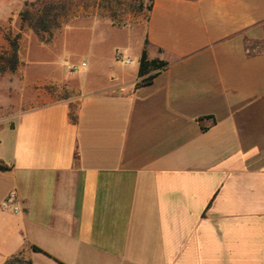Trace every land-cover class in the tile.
I'll return each instance as SVG.
<instances>
[{"label": "crops", "instance_id": "obj_1", "mask_svg": "<svg viewBox=\"0 0 264 264\" xmlns=\"http://www.w3.org/2000/svg\"><path fill=\"white\" fill-rule=\"evenodd\" d=\"M136 41L38 107L0 72V264H264V0H151Z\"/></svg>", "mask_w": 264, "mask_h": 264}, {"label": "rangeland", "instance_id": "obj_2", "mask_svg": "<svg viewBox=\"0 0 264 264\" xmlns=\"http://www.w3.org/2000/svg\"><path fill=\"white\" fill-rule=\"evenodd\" d=\"M37 1L0 0V72L4 68L9 70L7 59L12 56L11 43L17 41V101L24 94L25 84L26 98L27 85H31L32 107L71 98L77 87L74 79L81 82L80 78L86 76L94 64L95 55L104 58L118 50L124 61L138 65L136 38L145 36L151 0H60L66 4L65 15L59 19L61 25L52 36L46 34L44 38L35 34L20 15L27 3L40 7ZM95 21L114 23L119 28L128 26V29L115 30L102 24L92 30L90 27ZM69 51L75 56L65 62L63 55ZM84 62L87 67L82 66ZM54 76L59 80L53 79ZM102 78L98 79L99 83L103 82ZM84 82L89 87L95 81L86 78ZM3 94L4 85L0 83L1 98ZM73 106L75 110L77 101H73Z\"/></svg>", "mask_w": 264, "mask_h": 264}, {"label": "trees", "instance_id": "obj_3", "mask_svg": "<svg viewBox=\"0 0 264 264\" xmlns=\"http://www.w3.org/2000/svg\"><path fill=\"white\" fill-rule=\"evenodd\" d=\"M37 4L40 6L36 7V4L33 3L29 5L26 4V9L21 12L22 20L28 24V26L37 34L39 37L44 38L46 34L50 36L53 35V32L58 29L61 25L59 19L63 14L65 15L66 12V4L63 1L57 0H38ZM31 6V7H30ZM151 10V6L149 11ZM147 44V42H146ZM12 46V56L7 59V62L10 64L9 70L15 71L17 70L19 64V56H18V43L17 41H13L11 43ZM168 67V62L154 59L150 60L147 55L146 47L143 50L140 65H139V72L138 77L139 81L137 83V87L150 85L154 79L166 68ZM6 68L3 69V71ZM71 110V120L73 122H77V115L74 110L73 104L70 105ZM205 118H200L199 121L202 123ZM207 128L203 127V130ZM11 169V166H8L2 162H0V171H8ZM36 252H42L37 247L33 248ZM8 264H30L20 257H14L10 259Z\"/></svg>", "mask_w": 264, "mask_h": 264}, {"label": "built area", "instance_id": "obj_4", "mask_svg": "<svg viewBox=\"0 0 264 264\" xmlns=\"http://www.w3.org/2000/svg\"><path fill=\"white\" fill-rule=\"evenodd\" d=\"M82 66H83V67H85V66H86V64H85V63H83V64H82Z\"/></svg>", "mask_w": 264, "mask_h": 264}]
</instances>
